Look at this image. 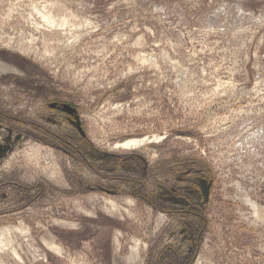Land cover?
Segmentation results:
<instances>
[{"label": "rangeland", "instance_id": "obj_1", "mask_svg": "<svg viewBox=\"0 0 264 264\" xmlns=\"http://www.w3.org/2000/svg\"><path fill=\"white\" fill-rule=\"evenodd\" d=\"M0 61V264H264V0H0Z\"/></svg>", "mask_w": 264, "mask_h": 264}, {"label": "bare ground", "instance_id": "obj_2", "mask_svg": "<svg viewBox=\"0 0 264 264\" xmlns=\"http://www.w3.org/2000/svg\"><path fill=\"white\" fill-rule=\"evenodd\" d=\"M33 6H35V5L33 4ZM43 9H44V7H43ZM45 9H47V8H45ZM34 10H35L34 12L35 13L37 12L38 16H42L43 21L46 22L48 25H50L52 28H55V27H62L63 28L65 26V25H63V24H65L64 22L62 23L61 21H59V19H57L53 15L45 13L46 10H41V9L39 10L38 8H36ZM13 70L15 71L18 69L15 66H10V65H7V64L0 61V73L13 71ZM133 142H135V144H136V141H133ZM126 146L130 147V145L124 144L123 148H125ZM126 148H128V147H126ZM254 207L257 208L256 206H254ZM47 246H48L49 251H51L55 254H58V255H62L60 246H58L56 244H52V243H48ZM5 253H10L17 260L20 259V261H21L23 259V258H21V255H19V253L17 252L16 248L13 246V243L11 240H9L7 238L3 240L0 238V257H2Z\"/></svg>", "mask_w": 264, "mask_h": 264}]
</instances>
